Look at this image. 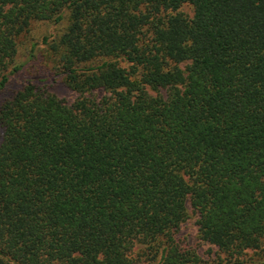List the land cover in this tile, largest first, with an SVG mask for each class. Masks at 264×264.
Instances as JSON below:
<instances>
[{"label": "trees", "instance_id": "1", "mask_svg": "<svg viewBox=\"0 0 264 264\" xmlns=\"http://www.w3.org/2000/svg\"><path fill=\"white\" fill-rule=\"evenodd\" d=\"M0 94V264H264V0H0Z\"/></svg>", "mask_w": 264, "mask_h": 264}, {"label": "rangeland", "instance_id": "2", "mask_svg": "<svg viewBox=\"0 0 264 264\" xmlns=\"http://www.w3.org/2000/svg\"><path fill=\"white\" fill-rule=\"evenodd\" d=\"M185 14H191V8L184 6L181 8ZM62 28V25H54L51 22L34 21L29 27L28 31L19 38L18 52L16 61L21 64L22 70L19 72L17 82L22 83L27 79H32L35 83L44 86L49 92L55 94L58 98L63 100L67 104H71L78 94L68 88L61 79L55 75H51L42 62L40 55L43 47V38H52ZM33 51L34 56L30 57V53ZM183 67V64H180ZM17 79V78H15ZM14 79V80H15ZM12 86H16L12 79ZM162 93L164 91L161 90ZM152 93H155L154 91ZM104 92H94V96L97 97L103 95ZM2 95L0 94V99ZM188 218L181 224L178 236L184 243L189 244L196 252L209 264H233L223 257L219 250L207 243L203 242L198 235V227L196 224V215L192 211V208H188ZM142 246L137 244L135 250H139ZM151 261L142 262L141 264H150Z\"/></svg>", "mask_w": 264, "mask_h": 264}]
</instances>
